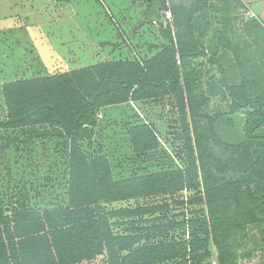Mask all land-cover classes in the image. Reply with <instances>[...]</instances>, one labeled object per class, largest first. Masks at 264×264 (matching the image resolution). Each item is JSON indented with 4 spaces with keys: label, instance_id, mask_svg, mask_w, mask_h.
I'll return each mask as SVG.
<instances>
[{
    "label": "rangeland",
    "instance_id": "1",
    "mask_svg": "<svg viewBox=\"0 0 264 264\" xmlns=\"http://www.w3.org/2000/svg\"><path fill=\"white\" fill-rule=\"evenodd\" d=\"M172 6L179 8L176 13ZM193 8L190 22L207 57L191 60L189 86L205 101L194 116L186 109L185 122L191 136V120L207 135L200 153L219 178L243 174L240 169L245 160L248 164L253 161V147L264 157V139H250L249 157L244 159H239L241 149L217 142V137L242 136L253 109L229 112L230 101L218 66L209 59L217 60L228 73L233 69V80L246 83L251 93L259 87L257 80L264 88V0H165L164 7L157 0H0V120L6 115L3 83L60 74L104 61L148 60L168 44L161 29L168 27L173 33L175 26L182 28L184 10ZM141 123L152 126L157 146L136 153L130 148L127 129ZM53 127L36 126L39 131ZM263 132L264 118L255 130ZM80 143L88 158H108L114 179L186 165L183 119L173 94L100 108L93 137ZM67 161V145L57 136L36 135L29 127L0 128V209L10 213L19 207L67 205ZM246 174H251L249 168ZM249 187L254 190L256 183L251 182ZM197 197H203L201 188L106 207L164 203L162 221H180L206 216L203 203L188 202ZM111 221L114 233L126 227L116 224L118 219ZM188 227H175L166 232L167 237H182ZM231 241L235 264H264V221L248 225L242 232L236 230ZM208 249L207 261L219 264L213 242ZM77 264L107 261L100 254Z\"/></svg>",
    "mask_w": 264,
    "mask_h": 264
},
{
    "label": "trees",
    "instance_id": "2",
    "mask_svg": "<svg viewBox=\"0 0 264 264\" xmlns=\"http://www.w3.org/2000/svg\"><path fill=\"white\" fill-rule=\"evenodd\" d=\"M157 1L164 7L165 0ZM171 9L176 13L179 8ZM194 11L184 10L186 21L182 28L175 26L173 33L168 27L161 29L168 44L148 60L104 61L60 74L3 83L6 115L0 120V128L29 127L30 133L57 136L67 145L68 202L50 208H13L10 213L0 209V264H77L100 254L105 255L107 264H211L207 261L210 241L219 264H235L231 241L235 231L264 221V157L252 144L253 161L248 164L245 160L240 169L243 174L221 179L200 153L208 137L194 120L190 135L186 109L194 116L205 101L189 86L191 60L207 57L190 22ZM209 61L218 66L230 101L229 112L253 109L242 136L217 137L222 145L241 149L239 159L248 158L249 140L264 139V132L255 133L264 118V88L257 80L259 87L251 93L246 83L233 80V69L228 73L217 60ZM168 94L174 95L183 119L184 167L114 179L106 156H86L80 142L93 137L100 108ZM38 125L54 127L39 131ZM127 135L133 152L157 146L150 124L131 125ZM247 168L251 174H246ZM260 181L263 185L258 184ZM251 182L256 183L254 190L249 187ZM198 188L203 197L189 198L188 202L203 203L206 216L162 221L164 203L106 207ZM112 219L126 227L114 233ZM186 225L190 227L184 236L167 237L169 230Z\"/></svg>",
    "mask_w": 264,
    "mask_h": 264
},
{
    "label": "crops",
    "instance_id": "3",
    "mask_svg": "<svg viewBox=\"0 0 264 264\" xmlns=\"http://www.w3.org/2000/svg\"><path fill=\"white\" fill-rule=\"evenodd\" d=\"M137 37H138V36H137ZM112 106H113V105H108V106H105V107H102V108H108V109H109V108L112 107ZM102 108H101V109H102Z\"/></svg>",
    "mask_w": 264,
    "mask_h": 264
}]
</instances>
